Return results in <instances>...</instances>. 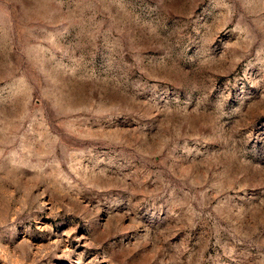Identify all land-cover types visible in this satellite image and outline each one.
Wrapping results in <instances>:
<instances>
[{"label": "rangeland", "instance_id": "1", "mask_svg": "<svg viewBox=\"0 0 264 264\" xmlns=\"http://www.w3.org/2000/svg\"><path fill=\"white\" fill-rule=\"evenodd\" d=\"M0 264H264V0H0Z\"/></svg>", "mask_w": 264, "mask_h": 264}]
</instances>
